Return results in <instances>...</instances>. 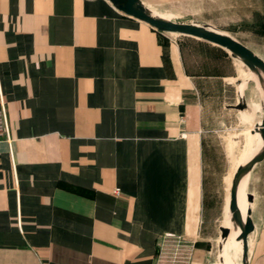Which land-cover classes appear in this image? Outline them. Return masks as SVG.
Listing matches in <instances>:
<instances>
[{"label":"crops","instance_id":"obj_1","mask_svg":"<svg viewBox=\"0 0 264 264\" xmlns=\"http://www.w3.org/2000/svg\"><path fill=\"white\" fill-rule=\"evenodd\" d=\"M206 1L227 17L224 29L204 24L264 59V0ZM165 33L109 0H0L11 129V142L0 140V264H172L177 248L173 264H227L233 183L218 224L210 134L214 114L249 95L234 85L228 50ZM242 189L255 226L248 264H264V161ZM226 247L242 264L243 246Z\"/></svg>","mask_w":264,"mask_h":264},{"label":"rangeland","instance_id":"obj_2","mask_svg":"<svg viewBox=\"0 0 264 264\" xmlns=\"http://www.w3.org/2000/svg\"><path fill=\"white\" fill-rule=\"evenodd\" d=\"M146 6L155 14L171 19L177 22L198 23L204 24L212 21L218 24V27L224 29L226 26L224 20L227 15L220 10H213V3L206 0H143ZM167 36L173 39L191 38L179 33L166 32ZM247 41L245 35H240ZM197 41V39H190ZM253 45L252 42H249ZM192 48L200 52H208L209 49L193 43ZM258 49V48H257ZM260 51V49H258ZM193 62V61H192ZM235 71L237 79L234 78V85L241 91H246L249 95V100L244 99L248 107L244 110L216 112L213 116V122L216 132H212L211 138L213 142L214 157L210 159L207 167V191L210 192V203L217 205V209H211V216L218 218L220 224L225 217L224 210L220 209V205H224L227 195V185L233 183L239 171L253 156L257 146V137L253 134L248 136V121H253L256 117V112L260 109L259 105H254L255 101L261 98L258 94L260 84L255 79L249 68L241 61H235ZM223 69L230 70L234 65L229 67L227 61L223 62ZM262 85V84H261ZM258 87V89H257ZM262 88H260L262 92ZM229 95L230 92L228 91ZM257 99H256V98ZM189 99V98H188ZM192 99V98H191ZM255 100V101H254ZM250 109V111H247ZM247 126V131L242 130ZM229 210V209H225ZM229 215V213H228ZM163 245V244H162ZM173 243L164 241V249H169ZM231 251V252H230ZM227 254V255H226ZM241 255L234 249H226L225 258L227 264H234L235 259H240ZM232 262V263H231Z\"/></svg>","mask_w":264,"mask_h":264},{"label":"water","instance_id":"obj_3","mask_svg":"<svg viewBox=\"0 0 264 264\" xmlns=\"http://www.w3.org/2000/svg\"><path fill=\"white\" fill-rule=\"evenodd\" d=\"M118 10L123 13L142 20L155 29L162 32L179 33L203 39L205 41L217 44L231 55L241 60L251 72L258 75L264 88V59L256 54L251 48L234 38L233 36L221 31L209 24L177 22L171 19H165L162 16L155 15L143 0H109ZM239 110L248 107L246 101L241 98L239 103L234 106ZM260 133L263 140V147L259 148L258 154L243 168L231 190L229 214L233 225V231L237 238L243 242L242 264H248L249 235L254 231L255 226L251 218L245 221L240 220L239 193L244 187L246 180L255 165L264 161V106L263 119L257 123L248 121V136L254 133ZM252 201V197H249ZM222 238L225 239L230 233L228 227H221Z\"/></svg>","mask_w":264,"mask_h":264},{"label":"bare ground","instance_id":"obj_4","mask_svg":"<svg viewBox=\"0 0 264 264\" xmlns=\"http://www.w3.org/2000/svg\"><path fill=\"white\" fill-rule=\"evenodd\" d=\"M153 12V11H152ZM154 13V12H153ZM155 14V13H154ZM157 15V14H155ZM159 16V15H158ZM239 60V59H238ZM241 61V60H239ZM242 62V61H241ZM243 63V62H242ZM245 65V64H244ZM251 72V71H250ZM252 76L257 79V81L259 82L260 84V88H262V82L260 80V78L258 77V75H256L255 73L251 72ZM262 92L264 93V88L262 89ZM240 97H243V91L241 90L240 91ZM256 98V97H255ZM257 99V98H256ZM255 101V100H254ZM254 105H258V104H254ZM254 135L257 137V146H256V149L254 151V154L252 156V158L246 163L243 165V167L241 168V170L239 171L238 175L235 177L234 181H233V185L235 184L238 176L240 175L241 171L243 170V168L258 154V151H259V148L260 147H263V140H262V136L260 133H254ZM233 188V186H232ZM244 194V204H243V207L242 209L240 208V220L241 221H245L247 218H251V213H252V209H251V205L249 204V197H248V194L247 193H244L243 192V189H241L240 193H239V207H240V197L241 195ZM230 216V214H229ZM231 223V222H230ZM230 230V233L227 235L226 239H225V243H224V254L226 253V245L228 243H234L236 245H242L243 246V243L241 240H239L236 236V234L234 233L233 231V226H232V223L230 226H227ZM232 246V245H231ZM232 248V247H231ZM234 248V247H233ZM236 248H241L240 246L239 247H236ZM229 249V248H228ZM242 250V249H241ZM231 252V251H230ZM227 255V254H226ZM232 263V262H231Z\"/></svg>","mask_w":264,"mask_h":264},{"label":"built area","instance_id":"obj_5","mask_svg":"<svg viewBox=\"0 0 264 264\" xmlns=\"http://www.w3.org/2000/svg\"><path fill=\"white\" fill-rule=\"evenodd\" d=\"M5 139L11 142V129L8 117L7 105L5 100L2 98L0 101V140ZM164 245V244H163ZM162 250L164 247H162ZM179 248L175 250V254L172 255V264L175 260L179 259Z\"/></svg>","mask_w":264,"mask_h":264}]
</instances>
